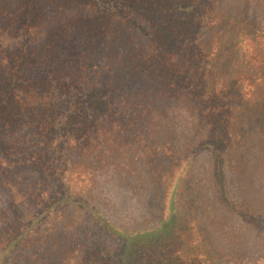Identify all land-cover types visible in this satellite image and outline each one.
<instances>
[{"label":"trees","instance_id":"16d2710c","mask_svg":"<svg viewBox=\"0 0 264 264\" xmlns=\"http://www.w3.org/2000/svg\"><path fill=\"white\" fill-rule=\"evenodd\" d=\"M0 190V264H264V0H0Z\"/></svg>","mask_w":264,"mask_h":264},{"label":"rangeland","instance_id":"374dc122","mask_svg":"<svg viewBox=\"0 0 264 264\" xmlns=\"http://www.w3.org/2000/svg\"><path fill=\"white\" fill-rule=\"evenodd\" d=\"M204 158L202 155L200 160ZM229 188L235 196V186ZM93 201L117 226L151 229L156 225L150 217L153 215L147 211L143 196L137 194L131 184L120 182L111 171L98 174ZM9 207V197L0 190V225L10 219Z\"/></svg>","mask_w":264,"mask_h":264}]
</instances>
